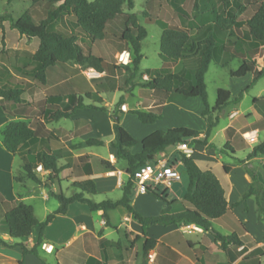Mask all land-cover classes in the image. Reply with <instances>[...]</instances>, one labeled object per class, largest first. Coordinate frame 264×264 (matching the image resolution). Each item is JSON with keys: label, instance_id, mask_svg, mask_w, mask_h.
<instances>
[{"label": "trees", "instance_id": "obj_1", "mask_svg": "<svg viewBox=\"0 0 264 264\" xmlns=\"http://www.w3.org/2000/svg\"><path fill=\"white\" fill-rule=\"evenodd\" d=\"M31 1L35 5H44L49 2L53 6L47 17L41 18L38 23L34 22L28 12L17 21L11 18L12 27L17 28L21 34L37 37L39 45L32 54L21 56L18 60L19 65H15L14 68L0 61V102L7 100L14 104L21 103L25 88L31 84L24 78L34 80L40 86H45L47 76L53 74L55 69L60 68L78 92L55 94L50 93L48 88L50 94L38 102L42 109L44 122L69 118L76 109L82 107L105 110V106L85 103V97L98 101L99 96L83 70L93 68L97 72L107 71L109 73L118 70L126 75L127 91L134 89L136 85L133 81L139 74H147L149 79L137 85L153 90H162L171 96L175 95L176 98L201 97L204 103L202 115L206 121V130L203 132L188 127L157 129L139 141L121 124L118 112H122L120 109L124 103L122 96L111 113L115 137L110 144L115 150L118 160H123L126 163L124 170L127 179L122 183L123 193L120 198L96 201L90 197L98 193L93 178L73 181L72 186L75 190L70 195H66L62 188L51 189L54 184L60 185L68 177L80 176L79 165L76 164L73 170H69L73 167V157L65 164L59 163L57 156L52 153L50 138L40 136V133L30 125L28 120L23 118L9 120L3 127L1 142L9 152L19 156L22 161V169L15 175V180L22 186L19 190L20 196L27 192L28 187L25 181L31 179L38 186L49 188L50 195L58 200L59 205L54 211L47 214L44 220L40 221L36 216L33 204L23 200L8 201L2 197L0 202L5 211L0 232L7 233L11 238H24L29 237L34 227L39 226V236L34 245L17 243L23 249L24 254L38 255V248L42 244L46 227L58 214L66 213L70 204L82 202L87 204L91 211L102 209V216L107 225H110V211L119 206L125 207L142 225L144 236L152 224L193 223L205 230H212L215 238L220 240L223 246L230 241L240 245L241 241L237 232L223 235L214 228L212 220L222 217L229 211L226 192L217 175L210 169H202L192 155L188 156L180 152L179 157L168 162L177 164L180 161L188 175L187 187L179 198L169 200L166 188L164 191H160L158 186L147 187L149 194L166 204L159 214H142L132 204V197L141 166L149 162H156L159 159L158 155L169 146H176L178 143L188 140H200L201 133L205 134L203 139L208 140L213 129L218 125L219 113L231 101L232 94L229 89L219 87L214 105L210 106L208 102L205 76L211 62L215 59L216 46L225 44L226 41L231 40L228 36H233L237 41L235 44L242 47L247 53L250 49L257 50L261 47L263 67L256 72L254 81L264 75V0L254 2L248 0H194V16L189 19L188 28L172 26L162 19H156V23L160 24L163 29L160 37L161 55L166 62H176L178 65L175 69L171 66H163L144 70L141 69V61L144 57L142 42L147 37L148 31L139 23L135 13L123 11L125 4L133 7L134 0ZM171 4L179 14H185V10L180 4L175 2H171ZM248 7L253 9V14L244 22L243 35L235 36L233 28L243 24L239 18ZM66 14L76 18L80 28L77 34L90 40L87 53H84L83 47L78 43L79 37L75 32L63 28L49 29L51 24L64 19ZM7 17L9 14L0 15V21ZM115 21L119 28L112 26V22ZM206 26L210 28L209 34L200 38V32ZM192 30H196V32L193 34ZM110 36H114L116 39V42L112 43L114 47L106 45L107 38ZM123 50L131 51L132 62L128 65H117L115 64V54ZM194 57L198 58L195 68L188 69L186 74L181 73L180 66H187ZM256 62L254 53L248 54L240 67L237 70H231L230 73L236 78L243 77L252 71ZM20 75L24 77L19 78ZM190 76L195 78L194 83L189 82ZM259 100V98H255L254 102ZM129 112L137 114L142 123L150 124L161 117V105L150 109H132ZM86 142L89 145L104 144L103 139L93 137L88 138ZM138 143L141 144V151L133 153L130 149ZM225 147L230 148L229 141ZM258 154H264V140L253 147L249 157ZM40 164L48 171L46 180H43L37 173V167ZM111 168L115 169L114 166L109 165L108 169ZM224 168L229 170L227 166ZM247 172L252 178V183L238 203L245 201L249 195L256 194L259 211L264 214L262 205L264 191L259 188L262 185L256 172L252 170ZM260 192L262 193L261 197L259 196ZM0 243L8 244L1 237ZM154 243V239L145 237L144 254L153 247ZM260 251L261 249H256L240 264H262L261 255L258 254Z\"/></svg>", "mask_w": 264, "mask_h": 264}, {"label": "crops", "instance_id": "obj_2", "mask_svg": "<svg viewBox=\"0 0 264 264\" xmlns=\"http://www.w3.org/2000/svg\"><path fill=\"white\" fill-rule=\"evenodd\" d=\"M236 27L238 26H235L233 28V31L236 29ZM3 35L2 37H4V43L2 41V44L0 46L5 44L6 47L20 48L23 47L26 43H31L34 45V48L32 50L33 53L39 45V41L36 42L35 40L36 37H29L27 35L25 36V34L20 33L19 35H17L18 37H16V41L12 44L8 38L6 39V31H3ZM241 35H243V32ZM241 35H239L238 33L235 34V36ZM236 46L240 48L242 53L246 54V57L248 56V54L254 53V57L257 61L256 63L261 62L262 55L259 56V53H262L261 47H259L261 52H258L255 49H250L247 53L239 45L236 44ZM257 55L258 57H256ZM21 56L18 57V60ZM173 63L174 64H172L171 67L175 69L177 67V63ZM89 70L95 71L93 68H87L86 70H83V73L85 74V72ZM179 71L184 74L187 73L184 67L179 69ZM62 72L63 71L60 68L55 69L53 71V78L51 80L50 76H47L48 78L45 86H40L36 83V81L24 78V80L29 81L31 84L25 88V91L22 95L23 101L18 104H14L13 102L7 100H1L2 102H0L3 110L9 113V115H7L6 121L8 122L9 120L17 118L28 120L30 125L40 133V136L50 138L52 144V153L57 156L59 163L65 164L70 160L71 157H73V167L69 170H73L74 166L78 164L80 167V176H71L65 180L71 182L72 184V182L75 180L93 178L96 182L98 191L97 194L103 193L107 196V198H110V195H113V193H116L118 191L119 196L117 198H111L118 199L122 196L123 193L122 183L127 179V175L124 170L126 167V163L123 160H118L116 152L110 144L115 137V134L112 132L110 134H107V136L105 137L103 134H97L95 137L92 136L93 138L101 137L100 139L104 140V144L102 145L87 144L86 140L88 138H86L85 135L92 128V124L88 116L82 115L80 111L82 109L91 107H82L76 109L72 116L69 117L74 119L72 127L63 125L54 126L53 123L59 121L60 119L48 123L44 122L42 109L38 105L39 101L44 99L50 93L67 94L71 92H78L77 88L70 83L69 78ZM121 75L119 71L116 70L114 73H109L107 71L97 72L96 77H88V80L93 85L94 91L97 92L99 99L98 101H95L93 99L85 97V103H93L99 106H101V103H104V106H111L114 102V98L111 99V102H108L104 99L102 93L104 91H108L112 84H114L115 86V82L120 80ZM145 76L148 77L147 74H145ZM110 78H112V80H110ZM46 87H49L50 93L48 92L49 90H47ZM116 87L120 91L125 92L124 88L122 89L118 86ZM39 91H41L42 93L38 94ZM25 93H28V96H24ZM122 96H120L119 99ZM256 98H259V96H257ZM259 99L260 100L258 102H255L253 104L254 106H251L250 108L251 113L254 115L256 121H258L259 124L251 129H243L245 124L236 123L240 115L239 109H233L228 114V123L224 127H222V130L226 132V137L228 139L227 142H230V149L233 153L236 151V149H239L238 147H240L236 145V142H239L240 140L238 135L239 132L242 139L249 144L252 142H249L244 137V132L257 129L258 140L256 142H262L259 139V133L261 131V128L264 127V104L261 105L260 103H262L263 99ZM166 103L167 102L165 100H162L161 97L159 98L154 96L152 102L146 108L137 109H150L161 105L162 117L163 108ZM123 104L126 105L127 109L122 110V112H129L130 109L125 100ZM20 105H23L25 107L21 110L19 109ZM31 110H33V113H30ZM156 121L154 123H150V125L155 124ZM141 129L143 131H146V134H144V136H142L139 141H141L145 136L157 130L158 128L154 126L148 128L143 127ZM210 137L208 138V143L204 145V150L202 153L203 158L216 157L215 154L211 156L208 155V147L212 144L211 140H209ZM199 138H205V134L201 133ZM1 141L2 139L0 140V154L2 155V157H4V159L6 158L7 160H9V164L6 168L1 169L0 171V198L3 197L8 201H25L26 199H35L36 195L34 194V188L28 187L27 185L26 186L28 187V189L25 194L20 196L19 189L17 190L16 194L14 187L15 174L13 172L12 165L14 163L15 156L17 155L9 152L2 145ZM86 145L94 147H105L108 149L109 154L108 156H105L102 152H86ZM192 156L194 157L193 154ZM94 157L100 160L102 166V168L97 171L94 169L92 163ZM203 160L206 161L207 164L205 167H200L204 170H212V160ZM253 160L260 161L262 164H264V154H258L251 158L248 155L245 163L250 164ZM179 164L181 165L180 161L176 165L178 166ZM109 165L114 166L115 169H108ZM224 166L229 167V170H226L224 168L226 174V184L222 182V180L219 178L216 172H214V170L212 171L217 175L222 186L225 189L229 204V211L222 217L213 219L212 222L214 228L217 231L221 232L223 235H229L233 232H237L238 237L241 241L240 245H237L234 242L230 241L226 242L225 246H223L221 241L215 238L214 232L212 230H205L204 228L193 223L169 225L152 224L148 227L147 234L146 236H144L142 225L135 218L134 214L129 213L128 210L123 206H119L122 207V210L120 211L121 218H118L113 213L118 210L119 207L110 211V225H107L102 216V209L91 211L87 204L82 202H74L70 204L66 213L58 214L54 218V220L46 227L41 248L43 249V252L50 257V252L44 249L43 244L54 245V250L52 252L56 251L54 256L56 264H240L243 259L250 256L256 249L259 248L261 249V251L258 254L261 255V261L262 264H264V232L263 234L258 236V238L252 237L253 234L245 224V218L242 219L237 214L236 211L239 207L238 201L239 199H241L243 193L245 192V188L237 191L236 183L231 178V172L233 171L234 166H230L227 164H224L223 167ZM242 176L248 185L252 183V178L247 171L243 170ZM260 183H262L261 179ZM41 187H43L42 200L44 201V203H47L50 200L49 198L51 197L50 189L45 186ZM172 187H174L176 192H174V194L171 196H169L168 192L166 193L169 200L179 198L185 192L187 183L185 187H181V180L176 181ZM59 188H62V184H54L51 189L58 190ZM6 190L11 193L12 198H8L6 196V192H3ZM132 204L144 215L159 214L166 206L164 201L155 198L148 192H138L137 188H135L134 195L132 197ZM0 205L3 207L1 202ZM151 205H154L155 208L152 209L153 207ZM2 207L0 208V226L4 222L3 214L5 209L4 207ZM49 213L50 212L45 213L42 219H38L40 221L44 220ZM94 218L98 219V226L94 224ZM216 222L219 224L218 228L216 227ZM229 224L230 227L228 226ZM36 227H34L33 232L29 237L24 238H11L7 233L0 232V237L5 239L8 243H0V264H50L47 259L43 258V256L39 252V248L38 255L33 253L24 254L21 246L17 244L22 242L26 243L28 246L34 245L38 239L40 232L39 227V229L35 233ZM194 227H198V229H195ZM145 237L155 240L153 247L146 254H144L142 248ZM149 253H152L154 255L153 258H149Z\"/></svg>", "mask_w": 264, "mask_h": 264}, {"label": "rangeland", "instance_id": "obj_3", "mask_svg": "<svg viewBox=\"0 0 264 264\" xmlns=\"http://www.w3.org/2000/svg\"><path fill=\"white\" fill-rule=\"evenodd\" d=\"M92 1V0H91ZM248 1H259V0H248ZM171 2H175L180 4L184 10L185 14H179L176 9L173 7ZM193 4L194 0H134V6L129 7L127 4L123 6L124 12L135 13L139 19V23L142 24L148 31L147 37L142 42V53L144 55L141 61V69L144 70L146 68H160L163 66H171L174 64L173 62H166L160 51V37L162 33V27L160 24L156 23V19H162L163 21L171 24L172 26L177 27H185L188 28V20L194 16L193 12ZM53 5L49 2H46L44 5H35L32 3L31 0H0V15H8L5 20L0 21V45L2 44L3 38V31H6V39L8 38L10 42L13 44L16 41L17 35L20 34L17 28L12 27L11 25V18L14 21L19 20L20 18L24 17V14L28 12L34 22H39L41 18L47 17L49 10ZM253 9L248 7L245 13L240 17L243 24L241 26L236 27L234 30V34L238 33L239 35L243 32V27L245 26L244 22L247 18L252 16ZM122 19V18H120ZM112 26L114 28H119L117 22H112ZM58 28H63L69 30L71 32H75L76 34L80 31L76 18L72 15L66 14L64 19H60L58 22L53 23L49 26L50 30H58ZM118 30V29H117ZM210 28L208 26L204 27L203 30L200 32V38H204L209 34ZM196 30H192V33H195ZM78 35V43L83 47L84 53H87L89 50L90 40L84 38L82 35ZM4 36V35H3ZM26 36V35H25ZM230 37V41H226L225 44H219L216 46L214 54L215 59L211 62L209 69L205 76V82L207 85L208 91V102L210 106H213L216 98H217V89L219 87H223L229 89L232 93L231 101L225 106V108L220 112L219 116V123L213 129L212 136L209 140H211L212 144L209 145V152L208 155L215 154V158H203V150L204 145L208 143L207 139H200L191 141L188 140L189 147H191L194 152V158L198 162L199 166L205 167L207 162L203 159H211V168L216 172L219 178L222 180L224 184H226V174L225 169L223 167L224 164L234 166L233 171L231 172V178L236 183L237 191L242 190L245 188V192L249 190L251 184H247L245 179L242 176V171L252 170L256 172L258 180H262L261 185L259 188L264 191V164L260 161L253 160L250 164L245 163L246 158L252 151L253 147L256 146L259 142H252L247 143L244 141L239 132V142H236L239 149L233 153L230 148H226L225 144L227 143L226 132L222 130L228 123V114L233 109H239L240 115L237 119L238 124L242 123L245 124L243 129H251L256 126L258 121L251 113V106L253 104L254 99L259 96V98L264 100V75L258 77L254 81V76L256 72L263 67L262 62H258L253 66L252 71L247 73L245 76L236 78L233 77L230 73L231 70H237L240 65L242 64L244 58L246 57L245 53H242L240 48L236 46L237 43L234 37ZM36 42H38V38H35ZM116 42L114 36H110L107 38L106 45L114 47L112 43ZM23 46V45H22ZM118 46V45H117ZM34 45L31 43H26L23 47L20 48H13V47H6L5 44L0 46V61L6 63L8 66L13 67L18 65V57L21 55H30L32 54V50ZM257 51L259 52L260 49ZM261 52V51H260ZM262 53H259L261 56ZM258 57V55L256 56ZM193 60L189 61L187 66H184V69L187 71L190 68H195L198 58L194 57ZM116 62V61H115ZM178 65V64H177ZM182 68V65L179 69ZM121 78L119 81L112 84L108 91H104L102 93L104 99L108 102H111V99L114 98V102L111 106H105V110L100 109H92V108H85L80 111L82 115L88 116L92 128L86 133L85 137L89 138L92 136H96L97 134H103L104 137L111 132L114 133L113 128V117L111 113L116 108L117 100L120 96L124 95L123 98L127 103L130 110L137 109V108H146L155 97H161L162 100H165L167 103L163 108V115L159 118L155 124H143L139 119L138 116L133 112H118L120 116L121 123L124 127L138 140L146 134V131H143L141 128L145 127H156L158 129H167V128H176V127H188L192 128L197 131H205L206 130V121L202 115V111L204 109V103L201 97H179L176 98L167 94L162 90H152L151 88L142 87L137 85L149 79L147 76L139 74L133 81L136 85L132 91H127V85L125 83L126 75L122 72H119ZM24 76L20 75L19 78ZM53 78V74H50V80ZM112 80V78H110ZM190 83L195 82V78L190 76L189 79ZM116 86L120 88H124V91H120ZM49 87H46L48 89ZM42 92L39 91L38 94ZM28 93H25L24 96H28ZM167 95V96H166ZM169 95V96H168ZM241 95V96H240ZM166 96V97H164ZM172 97V98H170ZM170 98V100H169ZM262 100L261 105L264 104ZM117 101V102H116ZM116 102V103H115ZM164 102V101H162ZM258 104V105H260ZM101 106H104V103H101ZM25 106L20 105L19 109H23ZM118 109V108H117ZM120 109L121 106H120ZM33 113V110L30 111ZM9 113L3 110L2 106L0 105V140L2 139V130L4 125L6 124V118ZM74 123L73 118H62L59 121L53 123L54 126H68L72 127ZM102 137V138H104ZM101 138V137H99ZM260 141L264 140V127L261 128L259 133ZM133 153H137L141 151V144L138 143L131 147L130 149ZM86 152H102L105 156H108L109 152L108 149L105 147H94V146H85ZM182 152L181 150L177 149V147L169 146L166 148L165 151L158 155L159 158L166 159L168 162L174 161L176 157H179V153ZM208 160V161H209ZM204 162V163H203ZM93 167L97 171L102 168L100 160L96 157L92 160ZM9 164V160L0 154V171L3 168H6ZM176 165V164H174ZM177 166V165H176ZM13 172L17 175L20 170L22 169V162L19 156H15L14 163L12 165ZM178 168L181 173V187H185L186 183L188 182V175L185 168L182 165H178ZM38 175L43 179L46 180L48 178V171L45 169L37 170ZM76 177V176H75ZM6 183V182H5ZM152 188H155L153 182L147 181ZM25 184L28 187L34 188V194L36 195L35 199H26L27 203H31L35 207L36 216L39 219L44 217V214L47 212H52L58 206V200L54 197H50L49 201L44 203L42 200V193L43 187L38 186L33 180L27 179ZM62 189L66 195H70L75 190L71 184V182L64 180L62 181ZM15 191L17 194V190L21 189V184L15 180ZM256 187V186H255ZM137 188V185H136ZM160 191H164V187L162 185L158 186ZM6 192V196L8 198H12V195L9 191ZM8 192V193H7ZM169 196L173 195L176 190L174 187H171L167 191ZM244 192V193H245ZM262 193L260 192V197ZM25 196V195H24ZM119 196L118 191L110 195V198H117ZM94 200H104L107 198L106 195L103 193H99L96 195L91 196ZM2 200V197L0 198ZM240 200V199H239ZM46 205V208H45ZM239 207L237 209V214L240 218H245V224L248 226L249 230L253 234L252 237L258 238L261 234H263L264 229V214L259 211L258 200L256 194L249 195L245 201L238 203ZM264 206V202L262 204ZM154 209V205H151ZM2 206L0 205V208ZM3 208V207H2ZM47 210V211H46ZM122 207H119L116 210L114 215L118 218H121V211ZM230 215V214H229ZM229 217V216H227ZM96 218V217H95ZM94 218V224L98 226V219ZM86 222V221H85ZM230 227V224L228 225ZM216 227H219V224L216 222ZM39 227H36L35 233ZM225 230V229H223ZM143 248V244H142ZM39 252L43 256L44 259H47L50 264H56V260L54 258L55 252H50V257L47 256L41 246L39 247ZM10 264H18V263H10Z\"/></svg>", "mask_w": 264, "mask_h": 264}, {"label": "built area", "instance_id": "obj_4", "mask_svg": "<svg viewBox=\"0 0 264 264\" xmlns=\"http://www.w3.org/2000/svg\"><path fill=\"white\" fill-rule=\"evenodd\" d=\"M117 65H128L132 62V53L130 50L119 51L115 55ZM86 76L93 78L97 76V72L89 70L85 72ZM122 110H126L125 104L121 106ZM244 137L249 142H256L258 140V130L245 131ZM177 149L181 150L186 155L190 156L194 150L189 147L188 143L181 142L176 145ZM44 169L40 164L37 170ZM138 179L136 181L137 191L141 193L147 192V187L151 186L147 181H151L155 186L162 185L164 188L169 189L176 181L181 180V173L178 166L169 164L166 159L159 158L156 162H149L140 167L138 171ZM198 229V227H194ZM46 251L52 252L54 250L53 244H43ZM149 258H153V254L149 253Z\"/></svg>", "mask_w": 264, "mask_h": 264}]
</instances>
